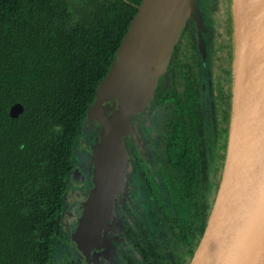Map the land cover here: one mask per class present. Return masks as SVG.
Returning <instances> with one entry per match:
<instances>
[{
    "label": "trees",
    "instance_id": "trees-1",
    "mask_svg": "<svg viewBox=\"0 0 264 264\" xmlns=\"http://www.w3.org/2000/svg\"><path fill=\"white\" fill-rule=\"evenodd\" d=\"M141 1L92 0L84 8L71 0H0V264H57L87 110ZM16 102L23 110L14 116ZM183 141L170 147L181 171L187 156L177 149ZM203 181L206 201L195 237L190 235V254L214 200L207 173ZM189 188L186 194L179 187L183 203L198 199ZM170 195L179 219L183 209ZM182 219L188 238L191 215Z\"/></svg>",
    "mask_w": 264,
    "mask_h": 264
},
{
    "label": "water",
    "instance_id": "water-1",
    "mask_svg": "<svg viewBox=\"0 0 264 264\" xmlns=\"http://www.w3.org/2000/svg\"><path fill=\"white\" fill-rule=\"evenodd\" d=\"M192 7V0H142L88 107L85 124L101 126L92 151L94 185L78 228L71 231L85 258L93 247H103L115 200L127 185L125 136L135 138L131 115L151 100ZM232 13L234 71L225 159L188 264H264V0H232ZM22 110L16 102L10 112L17 116Z\"/></svg>",
    "mask_w": 264,
    "mask_h": 264
},
{
    "label": "flooded vegetation",
    "instance_id": "flooded-vegetation-1",
    "mask_svg": "<svg viewBox=\"0 0 264 264\" xmlns=\"http://www.w3.org/2000/svg\"><path fill=\"white\" fill-rule=\"evenodd\" d=\"M193 4L196 9L206 7V13L210 14V25H213L210 46L205 47V52L201 39L204 24L195 16V11L190 12L174 45L167 69L157 78L151 100L145 108L131 115H137V122L134 119L131 121L135 138L125 136L130 153L125 166L129 187L115 200L114 216L107 224L103 247H93L87 258L72 243L71 231L78 228L84 213V200L94 185V166L87 158L81 161L78 158L75 162L74 166L83 175L79 178L72 169L69 176L65 223L59 238L63 249L57 264L189 263L199 242L190 254V235L195 237L196 224L200 221L198 215L203 214L206 201L204 176L207 173L208 191L212 188L211 176L217 175L219 181L221 178L222 144L224 139L227 142L229 130L234 58L232 0H193ZM206 53L214 57L213 65H208V74L204 65ZM208 90L209 104L206 103ZM175 99L183 102L184 109H178ZM210 110L212 126L209 125ZM95 127H98L99 134L101 126L96 124ZM224 127L227 130L224 131ZM88 131L89 138H82L83 153L88 145L99 138L97 131ZM180 138L185 141L178 146L177 153L182 152L187 156L182 171L175 164L170 151V147ZM135 168L136 181L132 180V170ZM190 185L194 197L198 196V199L193 198L190 203L185 199L183 203L179 187L183 186L186 194H189ZM170 191L175 195V202L183 209L181 214L191 215L188 238L183 234L187 223L182 215L178 219ZM140 193L145 195L154 221L159 222L162 228L157 229L151 223V232H148L150 221L143 220L145 208L141 204ZM73 196L84 198L77 202ZM135 196L137 202L133 201Z\"/></svg>",
    "mask_w": 264,
    "mask_h": 264
},
{
    "label": "rangeland",
    "instance_id": "rangeland-1",
    "mask_svg": "<svg viewBox=\"0 0 264 264\" xmlns=\"http://www.w3.org/2000/svg\"><path fill=\"white\" fill-rule=\"evenodd\" d=\"M92 0H71V2L73 3L74 6H83L84 8L91 2ZM193 1V0H192ZM226 7V6H225ZM227 7H228V4H227ZM193 11H195V16L198 17L202 24L203 27H204V32H203V36H202V44L204 45V50L206 52V49L205 47H209L212 40H213V32H212V27L213 25H210V22H211V17H210V14L206 13V7H202V8H198L196 9L195 5L193 4V7H192V11L191 13H193ZM227 14L224 15V18L226 17ZM233 15V13H232ZM213 61H214V57H211L208 53L205 54L204 56V65H205V69H207V74H208V68L211 67L213 65ZM232 66H233V69L232 71H234V58H233V61H232ZM209 65V67H208ZM206 74V73H205ZM209 86L212 88L211 84H209ZM232 86H233V82H232ZM209 90L206 91V103L209 104L210 103V95H209ZM209 107V106H208ZM210 114H209V125L212 126V122L210 121V118L212 117V111H208ZM136 121L137 122V115H133L131 117V121ZM96 124L92 123L90 124V122H87L86 121V126H84V130H83V133L80 137L81 139V142L78 143V146L77 148L79 150H77V159L78 158L80 159L79 161H81L82 158H87L88 160L87 161H90L91 164L93 165V159H92V151H93V147H94V142H92L90 145H88L86 147V151L85 153L82 152V149H84L82 146H83V142H82V138L86 137V138H89V134H88V130H95L97 131V134H98V127L96 128L95 127ZM98 125V124H97ZM99 135V134H98ZM89 146H90V149H89ZM81 149V150H80ZM82 153H81V152ZM83 160V159H82ZM223 165V164H222ZM132 180H137V168L133 169L132 170ZM218 183H219V178L218 176H211V184H212V188H211V191L213 193V196L215 195L216 193V189H217V186H218ZM128 187H129V183L127 181V185H126V190H128ZM79 189V188H78ZM136 195H137V192H136ZM140 196V201H141V204L144 206L145 208V213H144V218L143 220L145 221H150L149 223V226H148V232L150 233L151 232V223L154 227H156L157 229H160L162 228L161 224L159 222H155L154 221V216L152 214V211H151V208L150 207H147V201L145 200V195L143 193H140L139 194ZM74 200L79 202L81 199L84 198V196H73ZM135 202H137V196L134 197V200ZM137 205V204H136ZM161 231V230H160ZM158 241L161 240V238H157ZM62 244L61 243H57V246H56V252H55V255L57 258H59L61 256V253H62Z\"/></svg>",
    "mask_w": 264,
    "mask_h": 264
}]
</instances>
